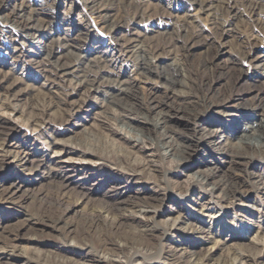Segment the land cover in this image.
<instances>
[{
	"label": "bare ground",
	"instance_id": "1",
	"mask_svg": "<svg viewBox=\"0 0 264 264\" xmlns=\"http://www.w3.org/2000/svg\"><path fill=\"white\" fill-rule=\"evenodd\" d=\"M178 1L189 7L193 15H162L157 12L158 7L153 9L155 11L143 9L140 0H85L90 23L87 21L76 29L73 37L66 34L56 44L51 39L54 48L45 43L51 36L52 26L42 15L55 10L58 0H27L20 3L10 17L0 14V39L9 36L15 43L10 51L0 49V54L23 58V52H31L39 58L34 64L37 74L48 82V89H54L51 91L54 97L33 99L22 109L23 95L16 92V84L0 79V173L6 169L3 166L6 147L23 148L26 156L40 158V164L32 167L30 174L40 180L47 179L55 188L53 191L41 189L32 200L34 208L31 210L21 203H13L9 191L0 195V206L16 207L0 218L4 220L0 222V264H41L43 251L37 253L36 259L16 253L21 242L71 256L48 255L51 257L48 262L52 264H263L264 238H258L257 234L250 239L252 247H234L227 257L215 263L212 249L198 252L178 246L186 238L197 235L202 244L213 243L216 247L221 242L211 238L215 231L217 237L227 236L226 242L230 244L235 234L238 239H245L246 227L251 229V225L236 222L234 217L229 219L228 213L233 210L234 201L242 196L239 184L256 177L249 170L264 162V102L236 106L237 82L227 77L228 70L215 68L212 59L194 66L193 58L207 50L208 40L203 38L205 43H202L199 39L204 30L203 21L210 30L224 34L233 31L230 27L235 26L234 21L244 17L247 28L241 35L239 59L250 60L258 45L248 38L257 40L254 30L264 37V0ZM238 2L242 5L238 6ZM8 4L0 0V12ZM62 19L63 24L73 26L69 17ZM97 29L108 40L110 51L90 58L87 48ZM37 48L40 50L36 52ZM222 54L217 52L216 57ZM118 60L131 70L126 68L128 72H125L123 67H117ZM66 77H71L72 82L65 83ZM135 78L146 85L145 94L136 87ZM217 86L227 87V95L220 94ZM257 87L255 96L259 97L264 94V81ZM91 94L102 95L106 108L112 106L118 110L114 121L121 123L124 129L100 121L109 132L120 134L123 141L117 143L113 152L108 151L107 145L101 149L96 146L93 135H88L82 143L52 140L50 144L59 147L52 156L38 153L34 144H30L32 149H29L28 143L21 139L8 142L16 138L14 127L8 125L12 119L18 122L14 118L16 114L24 118L31 132L41 133L51 125L52 110L58 112L57 124L62 127L70 119L79 118ZM213 115L220 116L221 124L234 123L233 138L242 152H230L228 147L232 144L227 142V135L219 131L195 137L199 123H213L210 117ZM181 116L188 122L190 132L173 127L172 120ZM215 139L217 145L225 148L220 154L227 157L230 170L214 180L216 168L213 166L207 174L192 178L177 194V201L186 207L184 212L169 215L171 212L164 208L168 197L163 193L169 182L167 176L178 169H191L195 156L207 145L206 140L215 143ZM132 153L140 154L139 160H132L129 155ZM25 157L15 155L13 160L24 164ZM53 158L58 159L55 161L59 166H47ZM166 159L171 160L170 165L165 164ZM83 168H92L93 172L106 176L99 187L106 185L104 180L116 179L123 181L126 189L130 187L127 190H132V186L141 187L132 190L139 195L123 199L118 186H111L101 194L99 201L81 193L71 199L64 189L71 183L82 185L74 175ZM234 168L240 174L232 173ZM62 174L67 176L63 178ZM257 177V191L264 193V178ZM64 179L68 180L62 185ZM21 183L16 180L10 187L16 192L22 187ZM194 191H198L201 199L208 200L206 205L200 204L197 209L190 206L197 205L195 202L186 204L187 196ZM83 202L87 203V208L81 221L67 223L66 213ZM64 203L68 204L65 208ZM159 216L169 221L161 228L155 224ZM166 239L170 243L164 242Z\"/></svg>",
	"mask_w": 264,
	"mask_h": 264
},
{
	"label": "rangeland",
	"instance_id": "2",
	"mask_svg": "<svg viewBox=\"0 0 264 264\" xmlns=\"http://www.w3.org/2000/svg\"><path fill=\"white\" fill-rule=\"evenodd\" d=\"M8 1V6L0 12L3 17H10L12 12L15 11L20 5V3H26L27 0H6ZM35 1V0H34ZM36 1H43V0H36ZM141 7L143 9H152L155 11V7H158L159 14L167 15H178L183 16L185 13H189L193 15L192 10L188 11L189 7H187L184 3L180 1H169V2H162V0H140ZM180 4L183 5L180 6ZM238 6L242 4L240 2L236 3ZM21 13V12H20ZM165 13V14H164ZM26 15V14H25ZM71 21L70 24H63L62 18H68ZM43 19L49 20L51 22L52 31L51 36L48 38L45 43L50 47L54 48L55 46L52 45L50 42L51 39L55 40V44L62 40L63 37L67 34L66 37H73L74 32L76 29L82 28L87 21L90 23V17L88 15L87 7L85 0H58L55 10H51L49 14L42 15ZM234 27H230L229 33L225 32L224 34L215 30H210L208 27L205 26L204 21L201 25H204V30L201 32L200 42L205 43L204 39L207 43V50L201 54H196L193 58V65L198 66L205 60H213L212 65L215 68L219 69H226L228 70L227 77L234 82H237L235 86V92L239 95V99L234 103L236 106H246L252 105L255 102L263 101L264 102V94L256 97V91L258 90L259 82L264 81V37H261L256 34L254 30L253 35L257 36V40L250 37L248 40L250 42H254L258 45L255 46V49L252 51L250 60H246L242 62L239 57L241 56L240 52V42H241V35L244 33L243 31L245 28V23L247 19L242 17L234 21ZM73 29V30H71ZM239 30V32L237 31ZM151 36V35H147ZM157 41V38L153 39ZM15 47V43L12 42L9 36H6L0 39V49H10ZM109 42L106 37L100 33V30H96L91 37V43L87 48V57L94 58L104 55L105 52L110 51ZM32 50V49H31ZM40 48L35 49V51H39ZM8 51V52H9ZM26 51V50H25ZM2 52V50H0ZM28 52V51H27ZM217 52H222L221 56L216 57ZM240 53V54H239ZM2 54V53H1ZM0 54V79L4 78L7 80L8 83H15L16 87L15 90L17 93L22 94V101L20 103V107L23 109L26 107L29 101L33 99H39L40 97L53 96L52 92L54 89H48V82L42 78L40 75L37 74L36 68L34 64L36 61H39V58L32 55L31 52L24 53L23 58H16L13 55H1ZM20 59V60H19ZM117 67L124 68L125 72H128L127 69L129 67L125 66L123 61L118 60L116 62ZM261 65V66H260ZM127 68V69H126ZM131 70V69H130ZM132 76V75H131ZM231 77V78H230ZM71 77L64 78V82L68 83L72 82ZM257 80V81H256ZM136 87H138L141 93H146L145 84L135 78ZM227 87L217 86V90H219L220 94L227 95L228 92ZM93 105V106H92ZM105 99L102 95L91 94L87 98V104L84 108H82L79 112V118H75V120L70 119L66 126H59L58 123V112L51 111L49 121L51 125L47 127L41 133H33L31 132L25 125L24 118L21 117L19 114H16L14 118H17L18 122L14 121L13 119L8 122V125L14 127L15 130V140L14 138L9 139V143H14L16 141L23 140L24 142L28 143V147L30 144H34L38 153H42L46 156H52L55 150H58L59 147L57 145L50 144L54 139H60L63 141H71L73 143H82L83 140L88 135H93L97 140L96 146L100 147L103 145H107L108 151L113 152V148L117 149V143L121 144L123 141L120 138V134L116 135L109 132L106 129V125H102L100 121H104L108 126L116 127L114 124L119 127V129H124L121 123H116L114 118L116 117L118 110L114 107L110 106L111 108L108 109L105 107ZM212 118L213 123H199V127L197 128V132L194 134L195 137H204L205 135L219 131L220 133H225V136L228 140L227 142L232 144V146L228 147V150L233 153H240L242 150L236 146V140L233 138L234 136V123L225 122V124H221L220 116L213 115L210 116ZM74 119V118H73ZM22 121V122H19ZM173 127L177 130L182 132H190L188 127V122L186 121L185 117L181 116L179 119L172 120ZM207 145L203 146L198 154L195 156V160H193V166L191 169H178L175 170L173 174L167 176L169 182H167L166 186L163 188V193L167 196V200L164 203V208L171 212L169 215L175 216L177 213H183L184 207L181 203L177 200L178 193L181 192V187L185 186L188 182L192 180V178H196L198 174H207L209 169L215 166L216 168V177L214 180H218L222 173L230 170L229 164L226 162L227 157L225 155H221L225 148L217 145L216 143L218 140L215 139V143L206 140ZM217 141V142H216ZM109 143V144H108ZM100 145V146H99ZM109 145V146H108ZM27 147V148H28ZM97 149L99 150V148ZM29 149H32L30 147ZM4 155V163L3 166L6 167L4 172L0 173V195L4 192L9 191L11 193L12 202L13 203H21L23 207L27 210H31L34 208L32 200L37 195V193L41 189H45L46 191H53L55 188L53 185L48 184V180H40L39 177L35 176L34 174H30L29 171L32 167H36L40 164L39 157L36 156H26L24 152H27L26 149L17 148L8 146L5 149ZM225 153V152H224ZM29 154V153H28ZM111 154V152H110ZM26 156L27 159L26 163L20 164L15 163L13 160L14 156ZM41 155V154H40ZM132 160H139L140 154L132 153L129 154ZM217 159V160H216ZM58 160L53 158L52 161ZM48 162L47 166H59L57 161L55 162ZM170 159L165 160L166 165H170ZM213 163V164H210ZM67 165V164H63ZM77 165V164H72ZM232 171V170H231ZM249 171L256 177H251L246 183H240L239 187L242 191V196H240L237 200L234 201V208L232 211H229L228 217L229 219L234 217L237 222H242L247 226L251 225V229H247V238L245 239H238V235L235 234V238L232 239V242H226L227 236H215L216 233H213L212 239H217L221 243L214 247L213 243H205L202 244L201 241L199 242L197 239V235L194 238H186L187 240L178 246L179 249H185L187 251H194L197 250L198 252L201 251H208L212 249L213 254V263L225 258L228 256L230 252L233 251L234 247H241V249H246L253 246V243L250 241L254 235L257 234L258 238H264V193L257 191V187L259 186L258 175L263 176L264 178V162L255 165L254 168H251ZM232 173L240 174L237 168L233 169ZM69 174V173H68ZM71 174V173H70ZM74 174V173H72ZM67 174H62L61 177H65ZM75 180L79 183L82 182V185H76L75 183L67 184V190L64 189L68 197L71 199L74 196L81 194H86L91 199L95 201H99L101 199L103 193L108 190L109 187L114 186L117 188L118 191H122L121 197L123 199L127 198L128 196H136L139 195L137 192H132L133 189L139 188L137 186H132V190H127L126 185L123 184V181H119L116 179H109L104 180L106 181V185L104 187H99L101 185V181L103 178H106L102 172H93L92 168H83L79 172L75 173ZM22 181V187L18 189V191L14 192L10 186L11 184L16 181ZM62 181V178H58V181ZM68 179L63 180V184L65 185V181ZM130 183V182H129ZM141 186V185H140ZM145 186V183L143 184ZM95 188H99L97 192H95ZM120 188V189H119ZM141 188V187H140ZM139 188V189H140ZM127 190V191H126ZM63 191V193H65ZM14 192V193H13ZM196 192V193H194ZM191 192L187 196V205L190 202H195L197 205H190L191 207L199 208L198 205H206L208 200L201 199L197 192ZM13 193V194H12ZM147 195V194H144ZM184 200V201H185ZM86 202V201H85ZM83 202L80 206L73 208V210L69 211L65 215V221L71 224H78L81 219L82 215L87 208V203ZM189 202V203H188ZM68 204L64 203L63 208H65ZM224 206V205H222ZM220 208V207H219ZM13 209H16L12 204H4L0 206V218L6 217V213H12ZM192 212L191 210H189ZM189 213V212H188ZM0 222H4L3 219H0ZM169 221H165V218L159 216L155 219V224L157 227L161 228L165 223ZM210 225V224H209ZM208 224L205 226H209ZM257 230V233L255 232ZM211 239V240H212ZM164 242H168L166 239ZM172 246V245H171ZM50 250V251H48ZM44 251L43 248L34 245L28 244L26 242H21L17 247V254H23L24 256L32 259L38 258L37 253L42 254L41 259L39 260L41 264H52L48 262L51 257H47L48 255H55L58 254L60 257H71L70 255H64L61 252H57L55 249H48ZM50 253V254H48ZM8 258V257H7ZM47 261V263H46ZM264 264V261H263Z\"/></svg>",
	"mask_w": 264,
	"mask_h": 264
}]
</instances>
